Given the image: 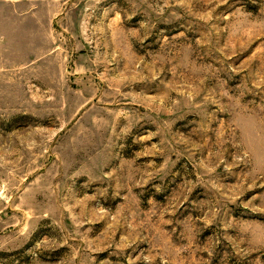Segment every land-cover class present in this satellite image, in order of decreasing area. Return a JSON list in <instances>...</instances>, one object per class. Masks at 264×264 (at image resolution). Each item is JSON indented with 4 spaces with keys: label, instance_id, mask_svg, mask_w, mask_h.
<instances>
[{
    "label": "rangeland",
    "instance_id": "rangeland-1",
    "mask_svg": "<svg viewBox=\"0 0 264 264\" xmlns=\"http://www.w3.org/2000/svg\"><path fill=\"white\" fill-rule=\"evenodd\" d=\"M0 264H264V0H0Z\"/></svg>",
    "mask_w": 264,
    "mask_h": 264
}]
</instances>
